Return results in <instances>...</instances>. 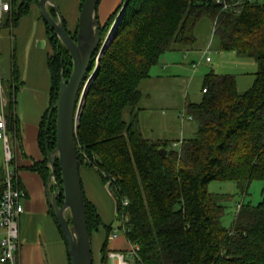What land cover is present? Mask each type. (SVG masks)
Listing matches in <instances>:
<instances>
[{
	"label": "trees",
	"instance_id": "16d2710c",
	"mask_svg": "<svg viewBox=\"0 0 264 264\" xmlns=\"http://www.w3.org/2000/svg\"><path fill=\"white\" fill-rule=\"evenodd\" d=\"M32 1L38 0H21V12ZM124 4L112 40L98 59L95 52L85 76L86 80L95 70L76 127L79 169L95 170L114 197L116 220L126 229L127 241L139 248L136 264H264V197L256 205L237 203L231 227L225 228L220 221L225 208L219 196L207 190L212 181L235 182L246 194L253 181L264 182V0L229 10L216 0H121L101 25V44ZM202 19L211 21L218 50L253 59L257 70L245 92L238 91L233 75L213 70L205 74L201 102L185 105L187 118L196 124L194 135L176 150L166 141L143 137L136 113L140 86L166 52L194 50L196 26ZM46 28L55 76L51 108L57 100L60 61L65 79L72 63L47 23ZM75 33H70L73 38ZM12 77L18 79L16 70ZM5 116L8 131H19L11 98ZM47 118L39 135L44 156L46 141L49 150L55 144V111L45 133ZM45 164L38 170L47 182ZM56 176L61 182L57 163ZM2 189L0 185V197ZM124 200L128 205L122 207ZM58 201L61 205L62 199ZM85 214L92 236L102 222L86 198ZM104 228L100 256L107 264L113 228Z\"/></svg>",
	"mask_w": 264,
	"mask_h": 264
},
{
	"label": "crops",
	"instance_id": "0c3cea01",
	"mask_svg": "<svg viewBox=\"0 0 264 264\" xmlns=\"http://www.w3.org/2000/svg\"><path fill=\"white\" fill-rule=\"evenodd\" d=\"M52 1L60 11L67 30L74 33L77 29L80 0ZM108 1V6L102 7L101 18L112 11V6L118 0ZM20 5L21 0H11V10L4 15L0 30V109L1 99H6L4 113L7 115L10 98L14 100L19 130L10 133L7 129L12 157L9 169L13 172L16 186L26 193L22 202L23 213L19 218L17 260L18 264H69L64 238L48 205L46 181L38 170L46 162L39 144V135L50 108L53 48L49 41L46 23L39 11L38 1L30 2L22 12ZM98 19L101 25L106 22L105 18ZM179 52L188 51L166 52L161 57V64L158 63L154 69H151L150 77L140 86L142 99L140 109L136 113L141 133L148 140L166 141L155 135H144L143 116L150 111L147 105L155 94V88L157 90L162 88L163 92L171 93L168 83L178 82L183 78L185 70H180L183 64L179 63L175 56V53L179 54ZM14 70L17 71L18 76L16 81L12 77ZM185 139L188 138H181V141ZM45 166L47 167L46 164ZM5 175L6 163L3 143L0 140V185ZM80 179L85 198L95 207L102 222L99 230L104 229L103 240L99 234H96L99 230L91 236V242L96 247V254L92 251L93 262L103 264L100 250L106 238L104 227L111 224L114 215L113 203L107 186L103 184L95 170L81 167ZM129 247L128 241L126 243L123 238L117 236L110 246L107 243V255L111 252H127ZM106 262L111 264L108 257Z\"/></svg>",
	"mask_w": 264,
	"mask_h": 264
},
{
	"label": "water",
	"instance_id": "95a60500",
	"mask_svg": "<svg viewBox=\"0 0 264 264\" xmlns=\"http://www.w3.org/2000/svg\"><path fill=\"white\" fill-rule=\"evenodd\" d=\"M100 0H83L81 3L75 38L68 32L63 17L52 0H38L43 20L68 52L72 70L68 79L63 75V59L57 100L48 112L44 131L48 132L55 111V144L49 150L45 143V159L49 169L46 196L49 208L60 228L67 248L70 264H92V242L85 214V196L80 179L76 149V127L83 107V100L95 70L85 80L91 58L98 51L97 59L112 40L124 13L125 4L101 44V24L97 17ZM55 14L52 15L51 11ZM101 45V46H100ZM100 46V47H99ZM51 79L55 81L53 71ZM164 156L166 151L159 150ZM56 163L60 180L57 181ZM62 204H59V199ZM118 208H116L117 211Z\"/></svg>",
	"mask_w": 264,
	"mask_h": 264
},
{
	"label": "rangeland",
	"instance_id": "374dc122",
	"mask_svg": "<svg viewBox=\"0 0 264 264\" xmlns=\"http://www.w3.org/2000/svg\"><path fill=\"white\" fill-rule=\"evenodd\" d=\"M108 2V0H100L97 6L98 18H105L107 20L110 16L109 14L121 4V0H118L112 6V11L101 18L102 7L108 6ZM211 31L212 23L210 20L202 19L197 24L195 31L197 40L194 50L179 52L180 57L178 53H175L178 62L183 64L180 70H185L183 78L178 82L171 81L168 83L173 93L163 92L162 88L158 90L155 88V94L151 101L148 102L147 108L150 111H147V115L143 116V133L144 135H155L161 139H165L168 148L173 147L177 150L180 148L181 138H191L193 136L196 124L187 118L188 111L185 112L184 108L187 103L197 104L201 102L203 96L201 92L203 78L211 69L220 75L230 74L235 76L239 92H245L253 84L254 74L257 70L256 62L253 59L238 58L231 51L222 52L218 50L217 40L212 36ZM206 57L210 58L211 62L207 63L205 61ZM160 62L161 58L159 64H161ZM193 63L198 65L195 70L192 69ZM154 68L155 66L152 69ZM152 117H154L153 120ZM174 144L176 146H173ZM207 190L211 194L219 196L220 200H218L225 208L220 221L225 228H230L236 214V204L250 202L252 205H256L259 203L264 197V182L259 180L253 181L249 185L246 194H241L239 185L235 182L212 181L208 184ZM110 197L114 211L110 225L113 229H117L120 227V221L116 220L115 217L117 206L111 193ZM102 231L104 229H100L96 234H99L103 240ZM117 236L123 238L127 243L126 237L121 230L118 231ZM112 240L109 238V246ZM95 248V244L93 243L92 251L94 253L96 252ZM122 254L126 255L125 252H122ZM128 260L130 264H136L135 257H131Z\"/></svg>",
	"mask_w": 264,
	"mask_h": 264
},
{
	"label": "built area",
	"instance_id": "2783aa9c",
	"mask_svg": "<svg viewBox=\"0 0 264 264\" xmlns=\"http://www.w3.org/2000/svg\"><path fill=\"white\" fill-rule=\"evenodd\" d=\"M262 0H235L233 3H225L224 0H216L217 3L223 4V9L230 8L242 4L244 2H260ZM11 10V0H0V30L1 21L7 13ZM206 62H210V58L206 57ZM198 65L192 64V69L195 70ZM202 93L206 90L202 89ZM6 99H1L0 109V140L3 143L4 158L6 163V175L2 181L3 189L0 197V264H18L17 251L19 248V218L23 213V200L26 197L25 191L18 188L15 183L13 172L10 171L9 165L11 162V151L9 138L7 135L6 116L4 107L6 106ZM191 119V118H189ZM173 146H176L175 144ZM128 205V201L122 202V207ZM126 233L124 227L113 229L110 239L117 237L118 231ZM126 255L122 253L111 252L107 257L111 260V264H130L129 258L135 257L138 259L139 248L137 245L131 243ZM135 261V262H136Z\"/></svg>",
	"mask_w": 264,
	"mask_h": 264
}]
</instances>
